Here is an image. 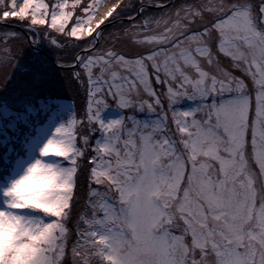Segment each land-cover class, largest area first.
I'll return each instance as SVG.
<instances>
[{"label": "snow or ice", "instance_id": "6c2138e0", "mask_svg": "<svg viewBox=\"0 0 264 264\" xmlns=\"http://www.w3.org/2000/svg\"><path fill=\"white\" fill-rule=\"evenodd\" d=\"M0 264H264V0H0Z\"/></svg>", "mask_w": 264, "mask_h": 264}, {"label": "rangeland", "instance_id": "374dc122", "mask_svg": "<svg viewBox=\"0 0 264 264\" xmlns=\"http://www.w3.org/2000/svg\"><path fill=\"white\" fill-rule=\"evenodd\" d=\"M61 74H62V73H61ZM65 91H66V93H67V95H68L69 98H74V97H73V93L71 92L70 89H65Z\"/></svg>", "mask_w": 264, "mask_h": 264}]
</instances>
